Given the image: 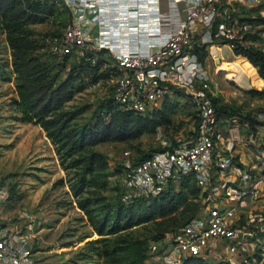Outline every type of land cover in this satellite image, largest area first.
Instances as JSON below:
<instances>
[{
    "label": "built area",
    "instance_id": "2783aa9c",
    "mask_svg": "<svg viewBox=\"0 0 264 264\" xmlns=\"http://www.w3.org/2000/svg\"><path fill=\"white\" fill-rule=\"evenodd\" d=\"M62 1L70 17L46 44L64 62L65 72L83 57L98 64L100 71L109 72L104 96L137 113L160 107L166 97L194 105L191 135L168 141L138 161L122 162L128 202L179 189L186 178L200 189L198 212L168 232L161 244L151 243L149 263L182 264L189 256H200L212 262L264 264V124L254 128L240 113H219L205 58L199 57L205 49L213 58L217 48L234 55L236 45L264 51V22L233 15L226 0H157L164 27L158 45L144 51L114 39L120 24L113 21V9L121 0ZM162 3L170 7L162 8ZM259 16L264 17V10ZM10 200L0 175V264H48L35 251L37 217L27 208L10 214Z\"/></svg>",
    "mask_w": 264,
    "mask_h": 264
},
{
    "label": "trees",
    "instance_id": "16d2710c",
    "mask_svg": "<svg viewBox=\"0 0 264 264\" xmlns=\"http://www.w3.org/2000/svg\"><path fill=\"white\" fill-rule=\"evenodd\" d=\"M64 11L67 12L66 16ZM69 17V9L62 0L58 2L57 0H0V30L7 36L13 48L12 64L16 71L18 93L14 104L16 109L22 112L24 121L38 123L47 131V135L57 145V149L62 151L63 157L70 159L73 166H81L82 174L77 192L82 191L85 185L92 188L93 195L81 199L80 206L87 213L93 230L100 235L97 254L101 256L102 261L99 264H150L151 243L161 244L168 232L183 225L198 212L200 189L186 178L179 189L170 187L157 197L141 196L128 202L120 181L116 186L119 192L113 204L107 202L100 204L95 193L108 185V162L102 152L92 148L102 141L136 138L150 128L148 127L150 124L157 128L160 120H156V115L168 120L174 100L166 97L160 108L143 114L126 110L110 96L102 95L99 108L95 111L96 115L99 113L96 120L88 124H75L73 122L75 112L65 108V104L73 99L77 91L86 88V85L96 83L100 78L108 77L109 72L100 71L98 64L92 65L84 57L74 60L72 69L65 72L64 62H59L49 53L46 44L49 35L62 29L51 34H43V37L34 35L32 29L34 23L49 19H61L65 26ZM250 19L264 22V17L259 15ZM214 52L213 59L232 56L223 48H217ZM207 53L205 49L201 50L200 59L204 60ZM235 53L252 61L257 67L259 76L264 80V51L261 48L236 45ZM226 68L229 71L234 70L230 64H227ZM238 86L253 95L264 93L263 90L255 89L245 81L238 82ZM212 99L219 113H240L221 107L216 97ZM108 114L110 116L106 117ZM242 116L249 117L252 126L256 127L257 123L251 113ZM259 122L264 124L263 121ZM161 148L162 145L147 151L133 161L147 157ZM116 170L118 173H123L122 162L118 164ZM184 203V211L187 210L188 214L181 221L163 225L152 237H140L130 233L135 228L178 212V207ZM100 209L105 211L102 213ZM182 264L230 263L221 260L212 262L200 256H189Z\"/></svg>",
    "mask_w": 264,
    "mask_h": 264
},
{
    "label": "rangeland",
    "instance_id": "374dc122",
    "mask_svg": "<svg viewBox=\"0 0 264 264\" xmlns=\"http://www.w3.org/2000/svg\"><path fill=\"white\" fill-rule=\"evenodd\" d=\"M66 13L64 11V16ZM61 21L49 19L34 23V35L43 37V34L61 30L64 27ZM12 61L13 48L0 30V175L13 195L7 211L15 214L27 208L37 217L35 251L48 264H99L102 261L97 254L100 235L93 230L87 213L80 206L81 199L93 195L92 188L85 185L82 191L77 192L81 166H73L70 159L64 158L62 151L38 123L22 119V112L14 104L18 93ZM204 62L209 72L212 96L218 99V104L242 114L252 113L254 109L258 111L254 116L256 123L264 122V93L253 95L238 86V82L245 81L251 87L264 91V80L252 61L235 53L218 59L208 54ZM227 64L234 70L229 71ZM107 84V78H100L77 91L65 104V108L75 112V124H88L98 117L99 113L96 115L95 111ZM172 99L174 106L170 109L169 119L156 115V120H160L157 128L150 124V128L136 138L102 141L93 146L92 149L102 152L108 162V185L95 193L100 204H113L119 192L116 186L121 181L122 172L116 170L118 164L134 160L168 141L191 135L194 105L182 97ZM184 208L185 203L178 207V212L135 228L130 233L152 237L163 225L184 219L188 214ZM100 210L102 213L105 211Z\"/></svg>",
    "mask_w": 264,
    "mask_h": 264
},
{
    "label": "crops",
    "instance_id": "0c3cea01",
    "mask_svg": "<svg viewBox=\"0 0 264 264\" xmlns=\"http://www.w3.org/2000/svg\"><path fill=\"white\" fill-rule=\"evenodd\" d=\"M113 9V21H119L120 26L114 30V39L118 43H127L131 48L141 47L144 51L158 45L162 30L159 21V5L157 0H121ZM226 6L235 16L249 18L261 14L264 10V0H226ZM170 7L162 3L161 7ZM115 17L118 20H115ZM118 24V23H116ZM98 25L94 24V30Z\"/></svg>",
    "mask_w": 264,
    "mask_h": 264
},
{
    "label": "water",
    "instance_id": "95a60500",
    "mask_svg": "<svg viewBox=\"0 0 264 264\" xmlns=\"http://www.w3.org/2000/svg\"><path fill=\"white\" fill-rule=\"evenodd\" d=\"M259 257H261V255H259Z\"/></svg>",
    "mask_w": 264,
    "mask_h": 264
}]
</instances>
